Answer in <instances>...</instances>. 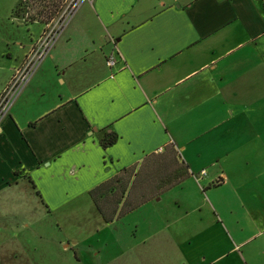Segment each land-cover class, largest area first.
Here are the masks:
<instances>
[{
	"label": "crops",
	"instance_id": "obj_1",
	"mask_svg": "<svg viewBox=\"0 0 264 264\" xmlns=\"http://www.w3.org/2000/svg\"><path fill=\"white\" fill-rule=\"evenodd\" d=\"M115 177L127 189L99 196L107 221L89 192ZM189 182L197 194L154 206L142 242L163 235L181 264H264V0L83 1L0 123V264H23L18 204L83 198L109 227Z\"/></svg>",
	"mask_w": 264,
	"mask_h": 264
},
{
	"label": "rangeland",
	"instance_id": "obj_2",
	"mask_svg": "<svg viewBox=\"0 0 264 264\" xmlns=\"http://www.w3.org/2000/svg\"><path fill=\"white\" fill-rule=\"evenodd\" d=\"M63 1L20 0L21 7L18 14H14L11 9L19 3L18 0H0V86L5 82L8 70L19 54L15 53L17 45L13 43L14 39H27L28 28L29 35L42 31L38 23L29 22L23 26L20 19L25 23L32 19L34 22L43 21V29L46 19L38 18L36 9L39 6L48 9L57 6L58 9ZM8 48L13 53L11 58L5 54ZM193 185L189 182L182 191L181 188L172 190L162 200L137 209L134 214L115 221L109 227L97 225L101 221L98 214L83 198L52 213L38 201L18 204L21 206L17 212L19 217L7 221L12 227L24 223L30 225L23 231L21 229L20 235L16 237L20 240L17 253L23 264H181L185 262L181 252L175 246L157 240H162L163 235H157L153 241L149 240L145 244L143 238L156 227V224L153 226L149 222L152 215L156 216L154 206L160 209L167 202L173 203L177 197L197 194ZM167 212L170 214L168 216L172 215L170 211ZM175 230L171 229V234ZM75 244L77 247H74ZM86 245L96 250L102 248V251L98 255H91V251L95 250L84 248ZM2 249L1 257L5 253L4 246ZM75 250L81 257L75 258Z\"/></svg>",
	"mask_w": 264,
	"mask_h": 264
},
{
	"label": "built area",
	"instance_id": "obj_3",
	"mask_svg": "<svg viewBox=\"0 0 264 264\" xmlns=\"http://www.w3.org/2000/svg\"><path fill=\"white\" fill-rule=\"evenodd\" d=\"M83 1L85 0H64L58 12L45 22L40 35L30 46L21 62L13 68L8 82L0 91V123L8 115L13 102L33 73L49 55L55 41ZM106 63L109 67H113L116 63L115 56L109 55ZM200 174L204 175L205 171H201ZM221 181L218 179L216 183Z\"/></svg>",
	"mask_w": 264,
	"mask_h": 264
},
{
	"label": "trees",
	"instance_id": "obj_4",
	"mask_svg": "<svg viewBox=\"0 0 264 264\" xmlns=\"http://www.w3.org/2000/svg\"><path fill=\"white\" fill-rule=\"evenodd\" d=\"M20 7L21 6H20V2H19L16 5V7H15L14 13L18 14V11H19ZM41 7L39 6V8L36 9V13L38 15V18L46 19V20H44V22H47L48 20H50L58 12L60 6H58V9H57V6H52L49 9L48 8H41ZM32 21H34V20L32 19ZM32 21L31 20L27 21L26 24L29 23V22H32ZM41 22H43V21H41ZM115 139H116V135L113 132H109L105 136L103 145L104 146L111 145L115 141ZM129 170H130L129 168L124 169L125 174H129L130 173ZM154 174L155 173L153 172V175ZM158 174H159V177H160L161 176L160 172H157V174H155L154 176L158 177L157 176ZM188 176H189V172H188L187 168L185 170L180 168L179 170H175L174 176L173 177L171 176L172 179H170L169 184L155 186L152 189L154 190V192L156 194H159V193L171 188L173 185L178 184L180 181H182L183 179H185ZM118 181H119V178L115 177L114 179L109 180V181H107V182H105V183L93 188L89 192L91 197L94 199L98 210L101 212V214L103 215V217L107 221L109 220V218H107L106 214L104 213V209L102 207L103 203L99 202V196H101L103 198V200H105V198H104L105 195H113V197L116 198L117 203H119L121 201V199L123 197V194L126 191L127 187L125 185H120V186L114 188L113 183L114 182H118ZM107 191L110 192V194H106ZM122 211H124V210H122ZM123 213L124 212H119L118 215H123Z\"/></svg>",
	"mask_w": 264,
	"mask_h": 264
}]
</instances>
